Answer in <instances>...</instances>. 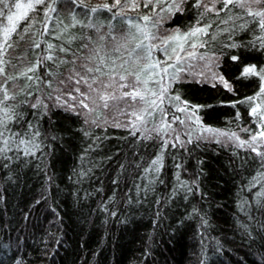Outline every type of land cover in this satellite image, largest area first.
Instances as JSON below:
<instances>
[{
  "label": "trees",
  "instance_id": "trees-1",
  "mask_svg": "<svg viewBox=\"0 0 264 264\" xmlns=\"http://www.w3.org/2000/svg\"><path fill=\"white\" fill-rule=\"evenodd\" d=\"M114 2L81 0L86 7H77L71 0H61L56 5L59 14L52 13L46 21L47 34L43 10L38 8L32 14L36 22L31 30L14 35L13 46L0 53L8 76H19L29 65H37L36 74L42 75V81H5L0 77V86L15 94L7 103L17 105V112L24 114L19 123L13 118L8 127L24 133L26 139L43 141L35 156L18 153L14 144L8 159H0V264H17L18 260L21 264H264V164L255 153L237 148L229 140L197 141L195 137L201 134L196 132L193 144L187 145L192 149L190 154L169 145L163 151L159 173L145 171L161 154L158 137L146 140L141 132L133 136L130 127H116L117 122L127 124L130 117L115 108L100 109L97 126L91 123L95 113L84 123L83 116L66 112L56 100L60 96L61 102L75 103L67 96L76 87L74 82L66 88L59 81L75 71L85 73L80 64L87 63L85 57L97 48L101 55L106 50L116 60V73L122 71L119 65L124 61H128L125 67L130 71L138 70L128 55L138 42L130 35L136 33L135 28L129 29L131 20L156 37L145 43L153 46L152 59L160 62V68L174 65L168 67L167 93L161 106L167 120L183 114L176 111L174 98L180 96L190 106H204L197 113L204 126L250 139L261 131L256 118L249 115L250 106L232 105L256 94L259 82L255 77L237 80L239 61L231 56L264 67V47L258 39L264 31L246 14L243 20L229 19L240 9L219 15L207 12L200 17L204 8L194 7L196 0H176L180 11L175 10L173 0H135V8L133 0H121L111 12L103 9L105 3ZM92 7L100 10L88 11ZM220 7L216 3V8ZM114 13L119 14L113 18ZM73 14L82 24L71 27ZM143 16L149 19L145 21ZM198 19L197 26L211 25L208 35L201 37L206 43L192 49L189 41L183 52L177 49L179 55L195 51L196 56L176 64L173 45L165 51L163 40L176 30L188 31ZM245 21L241 29L239 25ZM88 24L93 26H83ZM37 42L39 48L35 47ZM49 43L68 52L57 50L56 62L37 64L48 54ZM232 44L238 47H230ZM59 59L67 62L57 67ZM177 68L182 71L177 72ZM173 75L176 80H172ZM221 75L232 82V92L219 83ZM46 82L53 87H46ZM56 87L63 92L54 91ZM80 87L87 91L83 84ZM36 98L49 105L46 115L42 105L39 109L30 107ZM35 112L41 114L33 115ZM159 118L157 112L146 126L151 128ZM36 129L41 134L32 137ZM187 138L181 136L182 140Z\"/></svg>",
  "mask_w": 264,
  "mask_h": 264
},
{
  "label": "snow or ice",
  "instance_id": "snow-or-ice-1",
  "mask_svg": "<svg viewBox=\"0 0 264 264\" xmlns=\"http://www.w3.org/2000/svg\"><path fill=\"white\" fill-rule=\"evenodd\" d=\"M59 2H61V0H0V53H3L6 49L13 46L14 35L21 36V34L31 30V26L36 22L35 16L32 14L37 13L38 8L43 10V15L45 17L44 34H47L49 28L46 21L51 18L52 13L59 14L56 7ZM148 2L151 3L152 0H148ZM183 2H185V0H180V3ZM71 3L77 7H86L81 3V0H71ZM180 3H176V0H173V6L176 11L181 10ZM216 3L221 4V7L216 8ZM120 4L121 0H115L114 3H105L102 7L111 12L113 8H116ZM144 6L147 7L148 4ZM193 6L196 8L203 6L204 12L199 14L200 17H203L207 12L215 11L216 14L219 15L221 11L227 10L232 12L233 9H240L241 12L237 13L235 16H229V19L233 21L243 20L246 14L247 16L253 17L261 31H264V0H214V2L210 4L206 3L205 0H196ZM132 7H137L135 0H133ZM99 10V7L88 9V11L92 13ZM118 14L119 13H114L113 18ZM142 19L147 21L149 17L143 16ZM77 24H82V21L77 19L73 14L71 27H75ZM128 24L129 29H136V33H130V35L133 40L138 39V42L131 51H129L128 55L132 63L137 65L138 70L130 71L125 67L128 61H124L119 65L122 71L116 73V60L109 57L106 50L104 55H101V49L97 48L94 50L92 56L85 57L87 63L80 64V67L85 69V73L75 71L74 75H70L67 79H61L59 81V83L66 88L74 82L76 87L71 88L67 96L70 100L75 101V103L69 104L67 101L61 102V97L57 96V105L64 108L66 112H72L78 116H83L84 123H88L89 117L95 113L96 119H92L91 123L97 126H99V110L115 108L121 115L130 117L127 124L117 122L115 124L116 127H130L133 136H135L137 132H141V135H143L146 140L158 137L162 141L161 154L151 160L150 165L145 168V171L159 173L160 169L163 167V151L168 149L169 145L174 149L184 148V150L188 151L190 154L192 149L187 148V145L193 144V133L196 131L201 133V135L195 137L197 141L212 138L219 142L218 138L227 137L229 141L235 143L237 148H247L255 153L256 156L260 158L261 163L264 164V150H261L264 149V67H258L250 63L245 64L240 56H231L233 61H239L237 64V68L239 69L238 75L236 76L237 80H250L255 77L259 82V89L256 94L246 97L244 100L236 101L232 105L235 107L236 103H247L250 106L249 115L256 118V122L261 129V131L253 133L250 139H241L234 132L227 133L212 127L204 126L201 124L200 117L197 115L199 109L204 106H190L186 101H182L180 96L174 98L177 101L176 111L187 114L190 110L192 115L188 116L187 122L185 119L179 117H173L171 121H168L167 112L161 107L165 99L167 88L161 87L159 92H157L149 85L150 83H160V81L154 80L153 77L159 76L161 73L167 75L168 67H174V65H168V67L161 69L160 62L152 59L153 46L145 43V41L156 39V37L145 28H142L139 24L133 23L131 20L128 21ZM246 24L247 21H245L244 24H240L239 27L243 29ZM21 25H23V27ZM197 25H200L199 19L188 31L180 32L176 30L172 35L163 40L166 46L165 51L169 45H173L172 52L175 54L176 64H179L181 61L177 49L183 52L184 45L189 41H192V49L203 47L206 43V41L201 40V37L208 35V29L211 25ZM83 26L92 27L93 25L88 24ZM63 31H67V26ZM56 38L60 37L58 36ZM72 38L74 39L75 37L73 36ZM100 39L104 40V37L101 36ZM258 39L261 40V46L264 47V36L258 37ZM35 47L39 48L40 44L38 42L35 43ZM121 47H124V45H121ZM230 47L235 48L238 47V45L232 44ZM57 50L63 53L68 52V49L63 47L57 48V46L49 43L47 45L48 54L43 56L37 64L42 63L44 60L56 62L58 58L54 53ZM195 56V51H192L188 53L187 58H195ZM200 59H204V57L200 56ZM109 60H111V65L108 64ZM143 61L148 62L142 63ZM66 62L67 61L63 59H59L57 67ZM5 63L3 59H0V77H3L5 81L20 78H24L27 81H42V75L36 74L37 65H29L26 70L19 73V76H8L5 68L2 66ZM72 63L75 64L76 61L73 60ZM157 69L158 71H155ZM176 71L180 72L182 69L177 68ZM29 73H32V75H29ZM104 76H107V81L101 79V77ZM130 77L131 79H129ZM176 79L177 77L173 75L172 80ZM213 79H216L215 74H213ZM218 80L225 90L229 92L233 91L232 82L227 80L225 76H219ZM81 84L87 88V91L81 89ZM27 86L30 85H26V87ZM216 86L217 85L214 83L213 87ZM46 87L52 88L53 86L50 82H46ZM122 89H128V91H121ZM53 90L63 92L59 87L53 88ZM117 92H119V94H117ZM73 93H75V95H73ZM48 96L50 99L51 95L48 94ZM14 99L15 94H9V90L6 87L0 86V144H2V146H0V159L4 160L8 159L7 153L12 151L14 144L18 153L22 152L24 156H35L43 143V141L37 142L34 138L26 139L24 138V133H17L8 127L9 123L13 121V118L19 123L24 116L22 112H17V105L7 103V101ZM120 102H123V107ZM41 105L44 109L43 114L46 115L49 110V105L44 103L41 98H36L35 102L32 103L30 107L32 109H39ZM209 107H211V105H209ZM77 109H82L83 111H77ZM157 112L160 113L159 122L153 123L151 128L147 127L146 125L149 123L148 118L155 120ZM40 114L39 112L33 113V115ZM237 117L239 118V113H237ZM105 123H107V121H105ZM174 123L184 126L185 130L182 131L181 129L174 128ZM191 125H195L196 127L193 128ZM29 127H32L31 122H29ZM245 131H247V129H245ZM153 133L155 136L152 135ZM40 134V130L36 129L33 131L32 137L39 136ZM88 134L89 133L85 131V135ZM204 134H207V136ZM182 135L187 136V140H182ZM13 137H16V139L14 140ZM55 138L56 137L53 136V139ZM15 159H19V156L15 157ZM198 163H202V161ZM4 167H7V165L5 164ZM176 167L179 168L181 165L177 164ZM185 171H187V169H185ZM200 171H202V169H200ZM176 178L178 181L180 180L179 174H177ZM181 184H183L182 181ZM189 191H191V189H189ZM201 195L203 197V194ZM193 211L195 212L197 210L194 209ZM17 264H21V262L18 260Z\"/></svg>",
  "mask_w": 264,
  "mask_h": 264
},
{
  "label": "rangeland",
  "instance_id": "rangeland-1",
  "mask_svg": "<svg viewBox=\"0 0 264 264\" xmlns=\"http://www.w3.org/2000/svg\"><path fill=\"white\" fill-rule=\"evenodd\" d=\"M190 52H192V51H190ZM188 53L189 52H187L186 54H184V55H180V57H181V60L182 59H190V58H187V55H188ZM176 60V59H175ZM158 81H160V83H156V84H154V85H150L151 87H152V89H154V90H156L157 92H159V90H160V88L161 87H165L166 88V86H167V82H168V80H167V75H164V74H162L161 73V76H160V78L158 79ZM121 91H128V89H122ZM167 93V92H166ZM165 93V94H166ZM117 94H119V92H117ZM121 103V106L123 107V102H120ZM164 103V102H163ZM163 105V104H162ZM161 105V106H162ZM192 114L191 113H187V114H181V115H177L176 117H179V118H181V119H185L186 120V122H187V118H188V116H191ZM149 119V118H148ZM157 122H159V121H157ZM191 127H196L195 125H191ZM177 129H181L182 131L183 130H185L184 129V126H181V125H177ZM196 132H198L199 134H201L199 131H196ZM196 132H194V133H196ZM205 136H207V134H204ZM219 140H221V141H228V138L227 137H220V138H218Z\"/></svg>",
  "mask_w": 264,
  "mask_h": 264
}]
</instances>
